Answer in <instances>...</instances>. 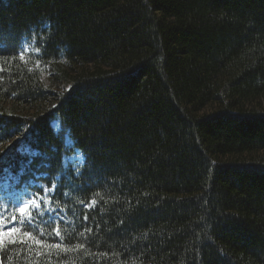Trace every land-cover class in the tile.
Returning a JSON list of instances; mask_svg holds the SVG:
<instances>
[{
	"label": "trees",
	"instance_id": "trees-1",
	"mask_svg": "<svg viewBox=\"0 0 264 264\" xmlns=\"http://www.w3.org/2000/svg\"><path fill=\"white\" fill-rule=\"evenodd\" d=\"M9 192L0 264H264V0H0Z\"/></svg>",
	"mask_w": 264,
	"mask_h": 264
},
{
	"label": "rangeland",
	"instance_id": "rangeland-1",
	"mask_svg": "<svg viewBox=\"0 0 264 264\" xmlns=\"http://www.w3.org/2000/svg\"><path fill=\"white\" fill-rule=\"evenodd\" d=\"M42 79L47 85H50L48 72H44ZM67 88L64 84L55 86V88ZM54 128L56 130L60 129L59 123L55 122ZM78 164L83 163V158L80 154L76 156ZM3 204L0 207V224L5 225V227H0V232H9L12 228H15V223L18 219H22L24 215L28 214L32 208L39 202V199L33 197L31 194H26L24 192H9L2 196ZM24 208V212L20 209ZM21 215V216H19ZM13 218H15L13 220ZM10 236L5 235L3 240L9 238Z\"/></svg>",
	"mask_w": 264,
	"mask_h": 264
},
{
	"label": "snow or ice",
	"instance_id": "snow-or-ice-1",
	"mask_svg": "<svg viewBox=\"0 0 264 264\" xmlns=\"http://www.w3.org/2000/svg\"><path fill=\"white\" fill-rule=\"evenodd\" d=\"M39 206L37 205V208H38ZM20 211L21 212H24V208H21L20 209ZM15 218H13V220H14ZM0 227H5V225H3V224H0ZM18 231V229H16V228H12L9 232H7V233H5V232H0V244H2L3 243V237L5 236V235H7V236H13V235H15V233Z\"/></svg>",
	"mask_w": 264,
	"mask_h": 264
}]
</instances>
